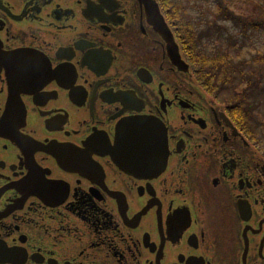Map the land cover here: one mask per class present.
Returning a JSON list of instances; mask_svg holds the SVG:
<instances>
[{"label":"flooded vegetation","instance_id":"obj_1","mask_svg":"<svg viewBox=\"0 0 264 264\" xmlns=\"http://www.w3.org/2000/svg\"><path fill=\"white\" fill-rule=\"evenodd\" d=\"M155 1L188 68L141 0H0V264H264L259 121Z\"/></svg>","mask_w":264,"mask_h":264},{"label":"trees","instance_id":"obj_2","mask_svg":"<svg viewBox=\"0 0 264 264\" xmlns=\"http://www.w3.org/2000/svg\"><path fill=\"white\" fill-rule=\"evenodd\" d=\"M217 6L219 8L217 17L224 21H232L235 27L240 29L243 36L247 37L248 33L264 32V20H251L236 15L223 5L222 0L217 1ZM170 18L173 19V24L176 26L186 25L185 28L176 29V33L182 47L188 53L190 61L194 65L202 67L200 74L203 87L215 94L222 102L233 107H254L253 100L264 95V87L262 86L264 77L258 78L253 73L251 75L246 74L243 68L247 61L242 60L243 56L237 62L230 53H219L217 56L209 57L203 51L198 50L206 38L215 37L224 41L227 29L216 25L214 31L211 27L196 35L195 30H192L189 25L192 22L186 16L183 18L182 14L178 13V16H171ZM237 44L235 39H229L231 47H236ZM246 49L247 46H242L239 54L243 55V51ZM252 62L264 64V50H256L248 64ZM235 81L243 85L242 90H237ZM225 91H228L230 96L221 97Z\"/></svg>","mask_w":264,"mask_h":264},{"label":"rangeland","instance_id":"obj_3","mask_svg":"<svg viewBox=\"0 0 264 264\" xmlns=\"http://www.w3.org/2000/svg\"><path fill=\"white\" fill-rule=\"evenodd\" d=\"M217 1L183 0L182 2L183 6L186 7L185 13L188 20L196 25L198 33L205 32L211 27H213L214 31L216 25L227 29L224 41L218 40L215 37L203 40L202 49L204 53L209 56H217L219 53H230L237 62L243 56L242 60L247 61L244 68L241 66L245 73L248 75L253 73L258 78L264 77V64L258 62L248 64V61L255 54L256 50H264V32L248 33L247 37L243 36L240 29L235 27L232 21H224L217 17V13L219 12ZM222 3L236 15L251 20H264V0H222ZM230 38L237 41L238 44L236 47L229 45ZM242 46H247V49L243 51V55H240L239 52ZM235 84L238 91L243 89V85L236 83V81ZM262 86L264 87V83ZM226 96H230L228 91H225L221 97ZM253 103L255 106L252 108V114L259 121L261 127L259 134L264 139V95L257 97L253 100Z\"/></svg>","mask_w":264,"mask_h":264},{"label":"water","instance_id":"obj_4","mask_svg":"<svg viewBox=\"0 0 264 264\" xmlns=\"http://www.w3.org/2000/svg\"><path fill=\"white\" fill-rule=\"evenodd\" d=\"M142 4H145L147 11H149V18L151 23L154 24L157 31L164 37L168 44L169 55L171 56L173 62L182 69V66L188 68L189 66L182 59L180 54L179 45L175 39V36L166 23L160 9L159 5L155 0H141ZM14 185L20 184V181L13 183ZM19 186V185H18Z\"/></svg>","mask_w":264,"mask_h":264}]
</instances>
